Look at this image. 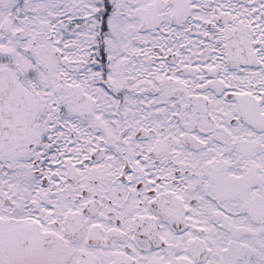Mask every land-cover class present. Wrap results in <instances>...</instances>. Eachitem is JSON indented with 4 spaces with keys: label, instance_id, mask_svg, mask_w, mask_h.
I'll use <instances>...</instances> for the list:
<instances>
[{
    "label": "snow or ice",
    "instance_id": "snow-or-ice-1",
    "mask_svg": "<svg viewBox=\"0 0 264 264\" xmlns=\"http://www.w3.org/2000/svg\"><path fill=\"white\" fill-rule=\"evenodd\" d=\"M0 264H264V0H0Z\"/></svg>",
    "mask_w": 264,
    "mask_h": 264
}]
</instances>
